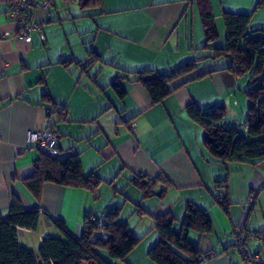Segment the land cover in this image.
I'll return each mask as SVG.
<instances>
[{"label": "crops", "instance_id": "crops-1", "mask_svg": "<svg viewBox=\"0 0 264 264\" xmlns=\"http://www.w3.org/2000/svg\"><path fill=\"white\" fill-rule=\"evenodd\" d=\"M7 2L0 0V210L6 214L13 198L26 210H42L38 231L18 228L21 236L37 233L36 239L24 236V245L36 250L46 235L61 236L53 219L80 237L88 213L100 217L120 207L122 215L130 201L147 212L138 216L151 219L137 236L147 241L141 250L147 260L159 240L153 217L172 213L179 232L192 202L212 225L208 233L187 232L209 257L201 264H245L232 230H264V160L222 163L213 157L186 107L204 110L208 98L236 87L237 76L227 69L231 61L211 57V49L224 46V12L251 14L249 29H264V0H53L46 9L33 7L44 38L30 31L28 40L18 38ZM202 9L213 14L217 38L224 36L208 47ZM192 61L196 69L174 80L159 103L131 81L137 72L168 73ZM115 80L123 96L112 87ZM47 126L58 133V157L77 156L83 174L95 172L113 193L117 178L130 172L122 185L131 194L121 206L102 207L100 188L93 199L86 189L45 182L38 198L31 194L23 180L32 176L40 152L26 145V134ZM136 174L167 179L164 197L142 198L129 183ZM246 246L264 257V241L250 238ZM135 249L126 257L129 264H136Z\"/></svg>", "mask_w": 264, "mask_h": 264}, {"label": "trees", "instance_id": "trees-1", "mask_svg": "<svg viewBox=\"0 0 264 264\" xmlns=\"http://www.w3.org/2000/svg\"><path fill=\"white\" fill-rule=\"evenodd\" d=\"M89 1V0H87ZM93 4L100 0H90ZM251 14L223 13L225 27L224 46L212 48L211 57H226L231 63L227 67L234 75L249 74L248 98L249 116L244 122V133L238 127L221 123L225 106H209L204 110L194 104L186 107L188 116L204 133V143L209 153L222 163L239 160L257 164L264 160V75L258 79V72H264V29H249ZM201 23L205 45L208 47L218 37L213 14L208 9L201 11ZM195 61L178 66L168 73H158L152 69L133 74L131 81L140 83L148 92L153 103L163 101L172 91L171 83L179 77L196 69ZM257 69H254V67ZM125 77H128L125 74ZM112 87L123 96L125 89L115 80ZM102 179L95 173L84 175L77 156L65 158L40 153L33 163V174L23 180L24 185L35 197H39L45 182L88 190L93 199L98 197ZM129 183L141 192L142 198L166 194L168 180L158 176L149 178L136 174ZM163 183L158 191L155 187ZM218 201V199H217ZM134 212L147 213L138 204ZM94 216V220L90 218ZM39 209L26 210L13 198L6 214L0 210V264H116L109 260L115 258L129 264L126 257L140 243L141 238L132 235L127 219L121 217V208L113 207L100 217L88 213L82 224L80 237L69 233L60 219L53 222L61 231V236L46 235L36 250L18 241V228L36 231L39 225ZM175 216L159 213L153 217L152 229L159 234V240L148 249L146 256L155 264H201L207 258L198 245L191 243L187 232L198 234L211 231V221L205 210L197 208L192 202L186 204V216L179 232L173 230ZM264 232V230H259ZM101 232L105 234L102 237Z\"/></svg>", "mask_w": 264, "mask_h": 264}, {"label": "rangeland", "instance_id": "rangeland-1", "mask_svg": "<svg viewBox=\"0 0 264 264\" xmlns=\"http://www.w3.org/2000/svg\"><path fill=\"white\" fill-rule=\"evenodd\" d=\"M258 16H255L254 19H256ZM219 32V29H218ZM224 37V36H223ZM223 37H219L217 38V40L214 41L213 45H215L217 43V41ZM221 40V39H220ZM224 43V40H223ZM224 60V59H221ZM220 61V60H219ZM254 69H257V67L255 66ZM264 75V72H258L257 77L258 79L261 78V76ZM236 87L234 89H229L226 92H222V94H217L215 96H213L212 98H208L210 99L209 103L207 105V107L209 106H219L221 104H223L225 106V115L224 118L222 119L221 123L229 125V126H235L238 127L239 129V133L243 134L244 131V122L245 120L248 118L249 113H248V98L245 94V91L249 88V74H244L241 76H237L236 77ZM205 105V104H204ZM203 105V107H205ZM131 176L130 172H128L126 170V172L122 173L118 178H117V183L114 184V187L117 188V192L113 193V189L108 187V183L102 181L101 185H100V190H99V194L101 197V204L102 207L104 206V204L106 206H108V209L110 207L113 206H121L124 200L125 196H130V192L129 190H123V183L125 181V179H128ZM123 196V197H122ZM123 198V200H122ZM261 198L264 199V193H262ZM134 208V206L129 202L126 203V205L123 207L122 210V215L121 217H127L128 221H129V227L132 230V235L134 236H138L141 235L142 233H144L145 229L147 227H149V220L150 217L147 215H144L142 217L138 216V214L136 212H134V210L132 211V209ZM104 209V208H102ZM132 213V214H130ZM38 231V230H36ZM32 234L26 233L25 235L21 236L18 234V239L19 242H21L22 244L26 243V237L30 236ZM26 236V237H24ZM32 237H34V239L37 238V233H35L34 235H32ZM148 240V239H147ZM260 241V240H259ZM147 241H144L142 243H140L135 251H134V255L132 256L133 258V262L136 264H147V262H152L151 260H149L147 258V260H143V258H141V250L143 247H145ZM109 260H111L112 262L116 263V264H124L122 261L115 259V258H109ZM153 263V262H152ZM83 264H89L88 261L84 262Z\"/></svg>", "mask_w": 264, "mask_h": 264}, {"label": "built area", "instance_id": "built-area-1", "mask_svg": "<svg viewBox=\"0 0 264 264\" xmlns=\"http://www.w3.org/2000/svg\"><path fill=\"white\" fill-rule=\"evenodd\" d=\"M53 0H8V10L17 25V36L20 39L28 40L30 31H37L41 39L44 38L40 24L33 20L32 9L39 5L41 8L46 9ZM64 117V115H62ZM134 123H132L133 125ZM58 140L57 131L47 126L43 129L29 130L26 134V145L35 148L40 153L47 154L49 156H57L58 150L56 142ZM42 210H39L41 212ZM94 220V216L90 218ZM233 235L236 238V248L241 254L245 264H264V257H261L258 252H251L246 243L250 238H256L264 241V232L256 230H244L242 228H235L232 230ZM102 237L105 234L101 232ZM209 258L208 256L201 257Z\"/></svg>", "mask_w": 264, "mask_h": 264}]
</instances>
